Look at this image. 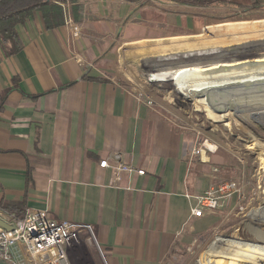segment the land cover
I'll return each mask as SVG.
<instances>
[{
    "label": "crops",
    "instance_id": "1",
    "mask_svg": "<svg viewBox=\"0 0 264 264\" xmlns=\"http://www.w3.org/2000/svg\"><path fill=\"white\" fill-rule=\"evenodd\" d=\"M46 1L63 13L65 0ZM158 1H70L73 22L81 27L72 43L65 40L64 26L46 29L37 11L16 27L18 53L7 55L0 43V208L19 217L45 210L53 220L90 225L95 242L82 235L72 243L70 264H166L219 222L215 214L197 218L190 212L195 198L219 180L209 157L196 156L190 134L138 101L139 94L120 82L111 57L121 32V44L138 36L149 48L170 50L202 27L133 21L134 15L159 16ZM162 1L163 11L178 16L171 10L177 0ZM198 1L182 4L205 10L221 1L264 0ZM182 11L187 20L204 18L203 12ZM251 19L262 22L264 15ZM131 25L135 28L128 30ZM152 25L157 26L146 27ZM171 50L141 58L137 71L147 81L167 82L178 65H201L218 49ZM204 146L213 152L211 144ZM103 161L108 167H100Z\"/></svg>",
    "mask_w": 264,
    "mask_h": 264
},
{
    "label": "rangeland",
    "instance_id": "2",
    "mask_svg": "<svg viewBox=\"0 0 264 264\" xmlns=\"http://www.w3.org/2000/svg\"><path fill=\"white\" fill-rule=\"evenodd\" d=\"M66 1L68 2L63 4L66 12L64 22L66 19L73 22L67 7L71 2ZM182 2L199 3L198 0H177L172 4L171 10L178 13V16H173L172 13L163 11L167 2L160 0L156 2L162 8L159 16L154 14V17L148 18L147 15H134L132 19L137 23H143L147 19L163 22L162 24L184 23L187 29H193L196 22L202 24L195 32L190 30L192 32L188 35V40L177 41L172 47L196 49L211 46L218 49L215 54L207 56L209 60L201 62V65L196 61V66L191 63L178 65L175 78L167 82L147 81L137 71L138 61L154 54L169 53L173 51L172 47L170 50H159L163 47L149 48L146 38L137 35L134 40L121 44L120 36L123 32L116 36L111 57L115 60L118 78L122 84L138 93L140 98H137L144 103L150 102V107L161 112L176 128L191 135L193 153L198 157L201 152L205 153V157H209L210 167L217 170L219 180L215 183L232 181L238 185L240 192L228 200H223L216 210L208 212L219 219L213 230L193 240L187 248L177 249L168 257L166 264H264V118L256 121L255 112L234 109L231 117L223 118L222 122H214L207 118L208 114L196 107L195 102L203 99V94L220 90L221 94L214 95L225 97L216 102L221 101L224 105L231 103L225 107L223 105L226 109L221 112L223 115L232 106L245 107L264 102V21L251 19L252 16L264 15L261 11L264 10V1L257 5L221 1L219 5L208 6L205 10L185 6ZM129 6L135 8L132 3ZM182 10L203 12L204 18L187 20L183 17ZM153 26L157 25L146 27ZM133 28L135 27L131 25L127 29ZM79 32L81 34V27ZM65 33V40L69 39L71 43L80 36L73 37L67 30ZM223 53L229 54L224 57ZM222 57L225 60L216 61ZM183 79L185 80L182 81ZM188 88L190 92L187 96ZM191 93L198 96H191ZM240 93L242 97L238 96ZM214 98L216 96L211 97L212 100ZM212 106L209 104L210 110L216 112ZM257 110L262 109L255 108ZM208 117L214 119L213 116ZM206 143L214 147L213 152L207 151L204 146Z\"/></svg>",
    "mask_w": 264,
    "mask_h": 264
},
{
    "label": "built area",
    "instance_id": "3",
    "mask_svg": "<svg viewBox=\"0 0 264 264\" xmlns=\"http://www.w3.org/2000/svg\"><path fill=\"white\" fill-rule=\"evenodd\" d=\"M64 16L66 17V12L63 10V21ZM62 26L73 37L79 36L80 27L70 19H66ZM144 104L151 106L150 102ZM120 158V154L113 155L114 160ZM100 167H108L107 161L101 162ZM121 168L128 173L136 172L129 166ZM136 173L144 175L143 171ZM239 192L240 188L232 181L213 183L203 194L195 198L191 215L198 218L205 212L214 211L223 200H228ZM0 220L11 228L5 230L0 227V260L6 264H70L67 248L72 243L77 242L82 235L87 240L95 242L90 225L53 220L45 210H26L23 216L19 217L0 208Z\"/></svg>",
    "mask_w": 264,
    "mask_h": 264
},
{
    "label": "trees",
    "instance_id": "4",
    "mask_svg": "<svg viewBox=\"0 0 264 264\" xmlns=\"http://www.w3.org/2000/svg\"><path fill=\"white\" fill-rule=\"evenodd\" d=\"M56 1L61 3L63 0ZM35 11L41 13L46 29L58 28L64 23L61 8L46 0H0V43L7 55H14L22 49L16 27L23 25Z\"/></svg>",
    "mask_w": 264,
    "mask_h": 264
},
{
    "label": "bare ground",
    "instance_id": "5",
    "mask_svg": "<svg viewBox=\"0 0 264 264\" xmlns=\"http://www.w3.org/2000/svg\"><path fill=\"white\" fill-rule=\"evenodd\" d=\"M245 61V60H244ZM256 66H257V64H256ZM261 66V65H260ZM255 67V66H254ZM257 67H259V65L257 66ZM237 69V68H236ZM242 69V68H241ZM258 69V68H257ZM259 69H260V67H259ZM262 69V68H261ZM244 70H245V68H244ZM243 71V70H242ZM250 71V70H249ZM261 88V87H260ZM262 88L264 89V86H262ZM238 90V89H237ZM257 91L259 90V89H256ZM220 90H216V91H213V92H209V93H206V94H203V96L205 97V99H204V97H203V99H200V100H198V101H195L196 102V107L198 108V109H201L203 112H205L206 114H208L207 115V118H209L210 120H213L214 122H222V120H223V118H225V117H231V115H233L234 114V109H236V110H238V111H240V110H245L246 112H255V114L257 115V116H254L255 118H257V120L256 121H258V119H260L261 117H263L264 118V102L262 103V104H259V105H256L255 103H253L252 105H247V106H245V107H236V106H232L226 113H225V115H223L222 113L224 112V110H226V109H224V107L225 106H227V105H231V103H225V105L223 104V102H221V101H217L216 102V100H218V99H222V98H224L225 97V95L222 97L221 95H218L220 92H219ZM222 91V90H221ZM227 91V90H226ZM223 92H225V90H223ZM231 92V91H230ZM237 92V91H236ZM215 93H218L217 95H214ZM222 93V92H221ZM220 93V94H221ZM225 93H228V92H225ZM255 93V92H254ZM261 93V92H260ZM262 94V93H261ZM202 95V94H201ZM234 95V94H233ZM237 95V94H236ZM254 95V94H253ZM200 96V95H199ZM216 96V99L214 98L213 100H215V101H213L212 99H211V97L213 98V97H215ZM228 96V95H227ZM226 96V97H227ZM238 96H240V97H242V93H240ZM255 97H257V96H255ZM194 101V100H193ZM209 103H208V102ZM256 101H258V100H256ZM252 102V101H251ZM254 102V101H253ZM257 103V102H256ZM209 104H210V106H212L213 107V109L216 111V112H212L211 110H210V108H209ZM223 105H224V107H223ZM232 105H233V103H232ZM255 108H257V109H262V110H257V111H255ZM252 110H254V111H252ZM259 111V112H258ZM261 111V112H260ZM200 112V111H199ZM220 114H219V113ZM222 112V113H221ZM241 112V111H240ZM247 113V114H248ZM244 115V114H243ZM208 116H213V118L214 119H212V117H208ZM247 116V115H246ZM215 117H217V118H215ZM241 117V116H240ZM216 119V120H215ZM262 240V239H261Z\"/></svg>",
    "mask_w": 264,
    "mask_h": 264
},
{
    "label": "water",
    "instance_id": "6",
    "mask_svg": "<svg viewBox=\"0 0 264 264\" xmlns=\"http://www.w3.org/2000/svg\"><path fill=\"white\" fill-rule=\"evenodd\" d=\"M0 227L5 230H11L9 226H7L3 221L0 220Z\"/></svg>",
    "mask_w": 264,
    "mask_h": 264
}]
</instances>
